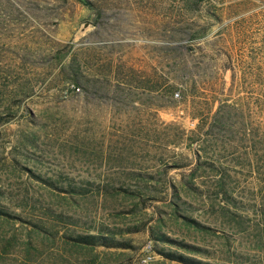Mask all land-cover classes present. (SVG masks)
<instances>
[{
  "label": "rangeland",
  "instance_id": "obj_1",
  "mask_svg": "<svg viewBox=\"0 0 264 264\" xmlns=\"http://www.w3.org/2000/svg\"><path fill=\"white\" fill-rule=\"evenodd\" d=\"M90 1L0 0V264H264V0Z\"/></svg>",
  "mask_w": 264,
  "mask_h": 264
},
{
  "label": "trees",
  "instance_id": "obj_2",
  "mask_svg": "<svg viewBox=\"0 0 264 264\" xmlns=\"http://www.w3.org/2000/svg\"><path fill=\"white\" fill-rule=\"evenodd\" d=\"M81 2L83 5L87 6L88 8L92 9L93 8V3L90 0H78ZM100 11L98 12V14ZM75 74V72L73 73ZM73 80L75 83L78 84L77 77H73ZM1 122V119H0ZM45 182L48 184H52L51 181L47 179H43ZM87 187H77L76 185L69 184L67 187L66 191H69L71 193H85L87 192ZM124 192H129L127 189H122ZM139 229H136V231ZM132 232V231H129ZM150 235L153 239H155V242H167V243H172L181 247H188L189 246L181 241H176L175 239H172L170 237L165 236L163 233L157 232L155 230L150 231ZM71 240L73 241V244L75 246H80L83 248H94L96 246H105V247H130L129 241L126 239H119L113 234H103V233H97V234H92V233H78L70 237ZM159 254L162 256L170 259V260H176L180 262L181 264H212L211 262L208 261H203L201 259H196L194 257L186 256L183 253H178L177 251H170L167 250L163 247L157 248L156 249Z\"/></svg>",
  "mask_w": 264,
  "mask_h": 264
},
{
  "label": "built area",
  "instance_id": "obj_3",
  "mask_svg": "<svg viewBox=\"0 0 264 264\" xmlns=\"http://www.w3.org/2000/svg\"><path fill=\"white\" fill-rule=\"evenodd\" d=\"M77 89V88H76ZM78 90V89H77ZM152 249H151V245H150V243H147V245H146V249H145V258L143 259L144 261H146V260H150L151 259V253H152V251H151Z\"/></svg>",
  "mask_w": 264,
  "mask_h": 264
}]
</instances>
